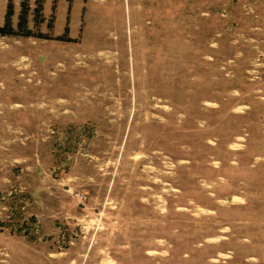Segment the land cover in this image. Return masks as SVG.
<instances>
[{"label": "rangeland", "instance_id": "obj_1", "mask_svg": "<svg viewBox=\"0 0 264 264\" xmlns=\"http://www.w3.org/2000/svg\"><path fill=\"white\" fill-rule=\"evenodd\" d=\"M0 264H264V0H0Z\"/></svg>", "mask_w": 264, "mask_h": 264}]
</instances>
